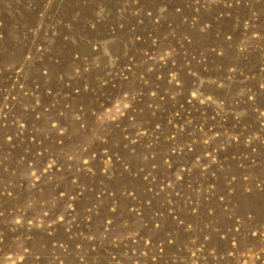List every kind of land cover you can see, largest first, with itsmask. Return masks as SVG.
Here are the masks:
<instances>
[{"label":"rangeland","instance_id":"374dc122","mask_svg":"<svg viewBox=\"0 0 264 264\" xmlns=\"http://www.w3.org/2000/svg\"><path fill=\"white\" fill-rule=\"evenodd\" d=\"M0 264H264V0H0Z\"/></svg>","mask_w":264,"mask_h":264}]
</instances>
